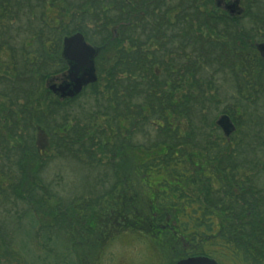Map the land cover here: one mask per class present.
Here are the masks:
<instances>
[{"label": "trees", "instance_id": "16d2710c", "mask_svg": "<svg viewBox=\"0 0 264 264\" xmlns=\"http://www.w3.org/2000/svg\"><path fill=\"white\" fill-rule=\"evenodd\" d=\"M220 1L0 0V264H77L123 233L168 264H264V0ZM75 33L97 81L61 98ZM64 159L93 172L67 197L46 175Z\"/></svg>", "mask_w": 264, "mask_h": 264}, {"label": "rangeland", "instance_id": "374dc122", "mask_svg": "<svg viewBox=\"0 0 264 264\" xmlns=\"http://www.w3.org/2000/svg\"><path fill=\"white\" fill-rule=\"evenodd\" d=\"M234 0H221L220 6L227 10L229 4H233ZM261 55V54H260ZM96 75V71H95ZM59 76L54 77L53 82L50 85L59 83ZM49 84V83H48ZM221 86V85H220ZM232 85L230 82H227L226 85L221 87L222 94L225 92L231 93L230 89ZM221 95V94H220ZM224 96V95H223ZM105 126L98 123L96 129H104ZM154 133H151L150 139H154ZM143 140L141 137H138V141ZM100 157V156H99ZM96 156V159L99 158ZM75 160H58L53 162L46 171V175L49 177L61 176L63 182L60 184L61 193L64 197L73 195L75 193L81 192L85 184V180H82L83 177L93 176L91 169H86L82 164L81 168ZM46 176V177H47ZM87 179V178H86ZM262 187H264V175L258 178ZM83 186V187H82ZM84 191V189H83ZM95 238L90 240L85 239L83 245L76 252L75 261L77 264H168L169 257L164 256L163 254L158 253V250L153 245L152 240L149 236L144 234H131L123 233L112 240H110L105 249L101 250L98 247V243L95 242ZM224 257H218V264H235L233 261H230L227 255ZM74 261V260H73Z\"/></svg>", "mask_w": 264, "mask_h": 264}, {"label": "water", "instance_id": "95a60500", "mask_svg": "<svg viewBox=\"0 0 264 264\" xmlns=\"http://www.w3.org/2000/svg\"><path fill=\"white\" fill-rule=\"evenodd\" d=\"M229 13L237 12L235 4L227 6ZM63 56L70 62V82L65 84H53L49 86L50 92L58 94L61 98H73L80 94L84 87L95 83L97 77L94 69V57L96 50L90 47L81 33H75L65 37L62 41ZM264 59V42L258 46ZM220 123L225 127H231L227 118H222ZM174 264H218L215 260L207 257H191L182 259Z\"/></svg>", "mask_w": 264, "mask_h": 264}, {"label": "flooded vegetation", "instance_id": "af4514ba", "mask_svg": "<svg viewBox=\"0 0 264 264\" xmlns=\"http://www.w3.org/2000/svg\"><path fill=\"white\" fill-rule=\"evenodd\" d=\"M228 12H229V10H228ZM236 13V12H235ZM234 14V13H233ZM260 53V52H259ZM70 67H71V64H70ZM70 68H69V73H68V75H67V78L64 80H60L59 81V83L58 84H65V83H69L70 82ZM259 177H261L260 175H258L256 172H254V185H255V187H257V186H263V185H261L260 184V182H258L257 180H258V178ZM264 188V187H263Z\"/></svg>", "mask_w": 264, "mask_h": 264}]
</instances>
